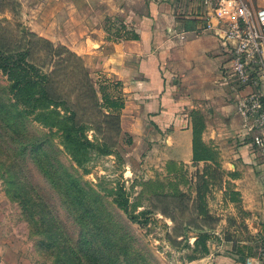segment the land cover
Segmentation results:
<instances>
[{
  "label": "crops",
  "instance_id": "crops-1",
  "mask_svg": "<svg viewBox=\"0 0 264 264\" xmlns=\"http://www.w3.org/2000/svg\"><path fill=\"white\" fill-rule=\"evenodd\" d=\"M42 1L56 25L48 31L84 59L103 100L122 104V137L163 166L150 178L159 191L207 203L185 224L194 244L199 235L209 243L188 264H264V156L252 145L260 130L238 111L252 88L232 72L224 29L206 30V8L188 0ZM4 227L1 253L16 233ZM29 258L23 249L14 264Z\"/></svg>",
  "mask_w": 264,
  "mask_h": 264
},
{
  "label": "rangeland",
  "instance_id": "rangeland-1",
  "mask_svg": "<svg viewBox=\"0 0 264 264\" xmlns=\"http://www.w3.org/2000/svg\"><path fill=\"white\" fill-rule=\"evenodd\" d=\"M248 2L264 7V0ZM51 9L42 0H0V47L10 50L16 66L13 76L0 70V220L16 231L0 257L14 264L27 249L34 264H188L203 258V242L182 237L186 222L207 204L203 196L159 191L150 178L163 166L143 160V147L122 137L119 117L102 108L90 75L97 105L77 53L48 31L56 28ZM20 62L51 76L42 86L94 147L70 149L61 131L36 120L29 87L19 82ZM216 197L209 196L213 203ZM122 200L129 214L118 206Z\"/></svg>",
  "mask_w": 264,
  "mask_h": 264
},
{
  "label": "built area",
  "instance_id": "built-area-1",
  "mask_svg": "<svg viewBox=\"0 0 264 264\" xmlns=\"http://www.w3.org/2000/svg\"><path fill=\"white\" fill-rule=\"evenodd\" d=\"M201 4L208 13L206 30L224 29L218 36L230 48L232 72L239 84L252 91L239 101L238 111L248 121L254 155L264 156V7L252 8L248 0H188ZM264 259V246L259 250ZM252 264L251 260L248 261Z\"/></svg>",
  "mask_w": 264,
  "mask_h": 264
},
{
  "label": "trees",
  "instance_id": "trees-1",
  "mask_svg": "<svg viewBox=\"0 0 264 264\" xmlns=\"http://www.w3.org/2000/svg\"><path fill=\"white\" fill-rule=\"evenodd\" d=\"M4 49H6L5 46L0 47V70H4L8 72L10 75H14V59L11 52L7 51L5 52ZM75 58L80 61L81 65V72L85 78V80L88 82V87L90 91L92 92V95L97 100V105L99 104V98H98V92L94 87L93 80L90 76V72L88 68L86 67L85 61L82 57H80L77 54H73ZM26 64L24 62H20V66L18 65L17 68L19 70H22L24 73L21 77L19 82L22 84H25L29 87L28 92V98L30 99V103L32 104V111L36 113L35 111H38L36 114V120L40 121L41 124L45 127H51V128H57V130L61 131L62 134L65 135V142L66 146H68L70 149H75L77 151H86L88 148L94 147V144L91 140L88 139V137L80 134L79 131L76 130L74 125L68 124L73 117L64 116L60 109H59V100H57V96H50L48 90L46 91L45 86H42V82H46L47 84L52 82V78L50 75H41L38 72V69H36L33 66H25ZM29 69V71H28ZM30 70H33L34 75L28 76L26 75V72L30 73ZM10 76V77H12ZM37 78L38 80H36ZM43 80V81H42ZM41 83V86H40ZM42 87L43 91L42 93L38 94L36 92V87ZM47 87V86H46ZM102 108H104L111 116L119 117L118 111L121 109L122 104L119 101L111 100L110 98L103 100V105L101 104ZM107 117V115H104ZM119 119V130L121 131L120 126V118ZM71 146L73 148H71ZM117 204L120 208H122L127 214L128 212V204L127 201H117ZM131 220H134L135 218L132 216H129ZM188 226L186 228L185 234H182V237L184 239L187 238V231L189 230ZM199 227V226H195ZM207 240L206 235H199L198 239L196 240V244H200L203 242V249L205 252H207V245L205 244Z\"/></svg>",
  "mask_w": 264,
  "mask_h": 264
}]
</instances>
